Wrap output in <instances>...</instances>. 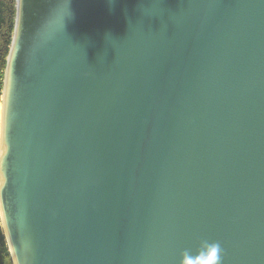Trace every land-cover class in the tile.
<instances>
[{"label":"water","instance_id":"95a60500","mask_svg":"<svg viewBox=\"0 0 264 264\" xmlns=\"http://www.w3.org/2000/svg\"><path fill=\"white\" fill-rule=\"evenodd\" d=\"M0 224L13 264H264V0H16Z\"/></svg>","mask_w":264,"mask_h":264},{"label":"trees","instance_id":"16d2710c","mask_svg":"<svg viewBox=\"0 0 264 264\" xmlns=\"http://www.w3.org/2000/svg\"><path fill=\"white\" fill-rule=\"evenodd\" d=\"M15 18V0H0V95ZM0 264H13L0 226Z\"/></svg>","mask_w":264,"mask_h":264},{"label":"clouds","instance_id":"9594fccd","mask_svg":"<svg viewBox=\"0 0 264 264\" xmlns=\"http://www.w3.org/2000/svg\"><path fill=\"white\" fill-rule=\"evenodd\" d=\"M224 249L219 242L201 241L193 252L185 249L181 253L180 264H223Z\"/></svg>","mask_w":264,"mask_h":264}]
</instances>
